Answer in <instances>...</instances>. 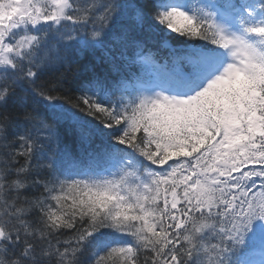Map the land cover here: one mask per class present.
Segmentation results:
<instances>
[{"label":"snow or ice","instance_id":"snow-or-ice-1","mask_svg":"<svg viewBox=\"0 0 264 264\" xmlns=\"http://www.w3.org/2000/svg\"><path fill=\"white\" fill-rule=\"evenodd\" d=\"M0 264H264V0H0Z\"/></svg>","mask_w":264,"mask_h":264},{"label":"trees","instance_id":"trees-1","mask_svg":"<svg viewBox=\"0 0 264 264\" xmlns=\"http://www.w3.org/2000/svg\"><path fill=\"white\" fill-rule=\"evenodd\" d=\"M161 56H164V55H167V51L166 50H163L161 53H160Z\"/></svg>","mask_w":264,"mask_h":264}]
</instances>
